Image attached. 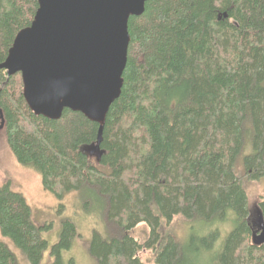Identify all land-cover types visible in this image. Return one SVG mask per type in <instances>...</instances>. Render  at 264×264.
<instances>
[{
  "label": "trees",
  "instance_id": "16d2710c",
  "mask_svg": "<svg viewBox=\"0 0 264 264\" xmlns=\"http://www.w3.org/2000/svg\"><path fill=\"white\" fill-rule=\"evenodd\" d=\"M38 8V0H0V64ZM129 33L122 94L98 152V124L70 110L57 121L35 116L22 75L0 70L7 146L46 192L60 201L79 192L85 210L100 213L106 234L94 230L90 247L97 264H145L147 250L155 264H200L202 248L215 251L211 264H264V242H254L264 235V200L251 211L244 187L264 178V0H149ZM229 212L237 227L222 245L219 233L189 244L162 235L163 221L212 223ZM143 223L150 233L141 243L131 232ZM0 231L41 264L44 228L10 183L0 185ZM77 237L66 220L53 264ZM0 264H18L2 240Z\"/></svg>",
  "mask_w": 264,
  "mask_h": 264
},
{
  "label": "water",
  "instance_id": "95a60500",
  "mask_svg": "<svg viewBox=\"0 0 264 264\" xmlns=\"http://www.w3.org/2000/svg\"><path fill=\"white\" fill-rule=\"evenodd\" d=\"M148 1L38 0L32 25L18 34L0 70L22 75L23 96L35 116L57 121L70 110L98 124L94 154L110 108L122 94L129 21L145 13ZM256 239L262 243L264 235Z\"/></svg>",
  "mask_w": 264,
  "mask_h": 264
},
{
  "label": "rangeland",
  "instance_id": "374dc122",
  "mask_svg": "<svg viewBox=\"0 0 264 264\" xmlns=\"http://www.w3.org/2000/svg\"><path fill=\"white\" fill-rule=\"evenodd\" d=\"M245 156L241 159L242 163ZM238 172L240 175L244 173L240 166ZM6 183L12 184L14 191L25 196L32 208L34 221L44 228V238L47 240L49 248L43 255L41 264H53L56 261L52 249L60 241L66 220H71L75 224L78 237L74 240L72 248L62 253L63 264H97L91 256L90 247L94 230L106 234L100 213L98 211L87 212L79 192L67 195L63 201L57 199L50 192H46L42 186L41 176L34 170L18 163L7 146L5 131L0 130V185ZM244 187L247 192L249 207L251 211H255L258 203L264 200V178L259 181H245ZM225 220L189 225L182 217H177L170 225L163 221L164 234L162 235L164 238L173 236L181 243L189 244L192 235L204 238L219 233L218 242L222 245L237 227L233 212L227 213ZM149 233V227L143 223L131 232V236L144 243L148 239ZM0 240L10 248L18 264H30L26 255L10 239L4 238L1 231ZM212 252L215 251L207 248L199 249L197 253H199L200 264H211L214 257ZM140 257L145 264H155V252L153 250L142 252Z\"/></svg>",
  "mask_w": 264,
  "mask_h": 264
}]
</instances>
